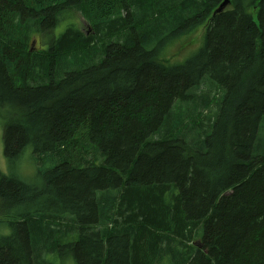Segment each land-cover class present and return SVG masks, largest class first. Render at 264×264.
I'll use <instances>...</instances> for the list:
<instances>
[{
    "label": "trees",
    "instance_id": "trees-1",
    "mask_svg": "<svg viewBox=\"0 0 264 264\" xmlns=\"http://www.w3.org/2000/svg\"><path fill=\"white\" fill-rule=\"evenodd\" d=\"M224 1L0 0L4 158L13 169L31 147L37 168L55 162L41 187L0 174V264H52L55 251L75 264H264V0L213 16ZM76 13L125 37L100 51L72 24L55 38ZM207 22L192 56L164 60ZM36 35L53 42L34 50ZM205 86L219 97H200Z\"/></svg>",
    "mask_w": 264,
    "mask_h": 264
},
{
    "label": "rangeland",
    "instance_id": "rangeland-1",
    "mask_svg": "<svg viewBox=\"0 0 264 264\" xmlns=\"http://www.w3.org/2000/svg\"><path fill=\"white\" fill-rule=\"evenodd\" d=\"M232 7H233L232 4L229 3L228 0H226L221 4V6L217 7V9L215 10L216 13L213 14V16H215L218 13L230 11L233 9ZM157 9H158L157 11L162 10L159 8ZM169 12H170V15L172 16H175L177 14L175 9H172V10L170 9ZM256 12H257V9L251 11V13L255 16L254 20H256V16H257L256 14H254ZM76 14L75 15L70 14L63 18L59 26L56 27L57 29L55 30V33H56V36H54L55 38H58V36L62 34V31H64L67 28V26L72 25V24L80 27L81 33L87 34L90 37H94L93 39H95V43L98 45V47H100V51H101V46H103L109 40H111V42L122 41L123 37H125V35L116 34V35H113L114 37L112 39L103 38V35L101 36V34L99 35L96 32L95 27H93V24L91 23L92 24L91 25L90 23L87 22L88 20H86L85 15L83 16L82 14H79V13H76ZM156 16H159V14H157ZM256 22L258 21L256 20ZM207 27H208V22L204 24L203 26H201L200 28H198L193 33L188 34L187 36L174 42L171 46L167 47L166 53L163 57L164 60L171 62V63H180V62H183V60H186L187 58L192 56L202 45L203 37H204V34L206 33ZM52 39H53L52 37L45 35L44 40L42 41L41 36L36 35L33 38L31 45L33 44L34 50H36L37 48L38 49L49 48V46L51 45V42H53ZM87 63L90 64V61L88 60ZM208 95L210 96L209 99L213 100L212 98L219 97V92L214 87L205 86L199 92V96L202 97V96H208ZM211 109H212L211 110L212 112L203 111L201 113L200 119H199L200 123H203L206 125L209 124L208 119H207L208 116L213 117L214 111H216L214 104L211 105ZM7 115L8 113L6 109L0 106V174L8 175L10 173H14L21 180L26 182V184H29V185L31 184L36 187H41L43 184L42 175L45 172H38V171L55 165V162H51L47 160L45 156H42L43 165H40V168H37V165H36L37 161L33 158L34 157V154L32 153L33 149L29 147L25 149V152L20 157V159L17 161L16 166L13 169H10V166L7 160L4 158L5 157L4 146H2L3 145V133L2 132L4 131V124H5V119L7 118ZM84 153H86V151H84ZM94 154H96L95 150L91 151L90 154H88V160H93ZM99 196L100 198L106 197V195L102 193ZM10 208H11L10 205H7L5 202L1 203L0 201V220L7 219L6 215L9 214ZM20 212H22V210H20ZM3 228L5 227H1L0 229H3ZM2 233L3 235H8V231L6 229H4ZM68 234H66L65 236L62 234L61 240L59 237L60 241L58 243L60 245H67L68 243L72 241H76L78 239V235L72 236V234L70 233ZM49 256H50L49 260L51 261L52 264H75L74 260H72L71 255H69L68 252H64L63 256H61L57 251H55V253H51L49 254ZM180 262H181L180 260L176 262L175 259H173L174 264H180Z\"/></svg>",
    "mask_w": 264,
    "mask_h": 264
}]
</instances>
